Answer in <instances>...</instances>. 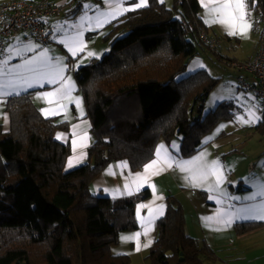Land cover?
<instances>
[{
	"label": "trees",
	"instance_id": "1",
	"mask_svg": "<svg viewBox=\"0 0 264 264\" xmlns=\"http://www.w3.org/2000/svg\"><path fill=\"white\" fill-rule=\"evenodd\" d=\"M246 3L256 28L264 0ZM201 10L198 0H172L170 7L148 0L104 36L108 53L74 72L94 139L88 161L74 169L65 168L69 145L54 137L68 125L44 117L32 92L7 99L10 130L0 133V264H130L113 248L122 232L137 228L135 207L150 191L113 200L94 194L93 180L116 161L141 170L161 141L180 139L178 156L190 157L209 144L219 124L235 117V104L227 102L203 115L220 78L205 69L185 75L190 61L209 51L198 33V27L208 31ZM79 11L75 6L69 12ZM209 52L224 65L234 61ZM256 129L264 133V122ZM185 225L181 202L169 195L147 256L152 264L216 260ZM257 226L237 223L235 231Z\"/></svg>",
	"mask_w": 264,
	"mask_h": 264
},
{
	"label": "crops",
	"instance_id": "2",
	"mask_svg": "<svg viewBox=\"0 0 264 264\" xmlns=\"http://www.w3.org/2000/svg\"><path fill=\"white\" fill-rule=\"evenodd\" d=\"M4 1L7 0H0V3ZM48 1L63 7V11L58 13L49 22L51 27H55L51 36V41L43 45L31 39L26 32L19 31L15 33L6 43L3 58L0 60V67H2L4 71L15 69L18 65H24L25 61L40 56L45 50L48 52V55L53 58V63L56 62L57 58L63 60L64 65L67 66V71L64 75L65 77H70L74 85L71 93L72 100L63 101L67 106L66 111H62L59 115L49 114L46 116L44 110L55 108L57 105L55 103L50 105L44 99L40 98L46 92L55 91L60 87V84H48L45 82L43 87L34 86L26 90L19 89L18 95L32 92L33 102L44 117L54 118L57 123H66L68 125L67 130H56L54 137L59 143L68 144L70 147L71 152L65 163V168L70 170L88 161V149L94 140L92 135V123L90 119L86 117L84 101L78 91V84L74 72L90 64L93 60L102 58L108 53L110 47L104 41V36L111 30L115 23L122 20L132 11L125 12L118 18L112 19L111 22L97 28L95 27V23L99 13L111 11L105 0ZM198 1L202 8L200 17L208 29V32L210 35H214L222 41V56L233 59L234 61H244L258 52L261 41V27L259 25L255 28V17L253 13L249 11L248 7L246 11L248 13L247 20L251 23L250 30L246 35H229V29L220 23H213V17L210 16L207 9L202 6L201 0ZM137 2L138 0H128V3L124 6L132 7ZM163 2L170 7L172 0H163ZM75 6L80 7V11L77 12L76 15H70L69 11ZM138 9L140 8L136 10ZM84 16L92 18L90 24L85 23L82 28L69 27V25L78 24L80 18ZM61 26L63 31H58L57 29ZM79 31L83 32V41L86 47L84 51L80 52L77 56H72L68 48L59 41L65 38V32L71 36ZM30 46H35V50H28ZM9 49L12 51L10 52ZM88 52H93L96 55L88 56ZM194 59L199 62L204 60L201 55L196 56ZM5 60H7L6 65L4 64ZM231 69L236 73L237 77L242 75L249 82H255V78L252 75L246 72H238L233 68ZM23 75L28 76L31 75V73L23 72ZM10 78L14 79L16 77L13 73H10L8 77H4V79ZM12 96H17V94L0 95V133H7L10 130V117L6 110V101ZM255 97L256 101H258V107H256L255 100L253 99L246 102L245 106L247 111L238 104L236 106L239 110L245 112L246 118H243L244 120L250 119L248 115L249 108L255 111L256 116L260 119L252 123H242L235 113V137L228 138L225 137V132H219L213 137L208 138L209 144L207 146L190 157L178 156L180 143L176 144L177 146H172L171 144L167 145L165 142L161 141L157 147L158 149L163 145L175 161L182 162L193 160L195 157L202 154L205 159L201 164L205 166L211 165L214 161H218L222 166L221 170L224 175V181L218 187L215 184V177H209L206 182H197L198 186H194L191 176L192 172L199 168V165L195 166L192 171H181L175 163L171 168H168L167 165L161 162L158 167L164 170L159 172V174L151 175L148 182L145 183L139 191H133L132 195H128L125 184H130L132 178L136 174L144 173L145 166L157 159L156 152L155 157L141 170L132 171L127 160L116 161L109 164L102 173L93 180L91 183V191L96 195L106 196L113 200L136 196L144 190L150 191L149 197L138 202L135 207L137 228L121 233L118 244L113 248L115 254L128 255L130 257V264H152L147 256L157 239V222L166 213L167 197L172 195L175 196L183 206L187 235L207 245L216 254V260H207L206 264H264V220L236 218L243 215V213L238 210L264 204V196L258 194L260 191L259 185L264 184V161H262L264 160V133H260L256 129L258 123L264 122V110L261 107L260 99L256 95ZM76 100L81 102L79 107L75 102ZM81 109L83 115H81ZM245 128H250L251 131L253 130L252 133L244 132L245 134H243L241 130ZM74 130L78 135L87 132V135L90 137L88 146L85 148L77 147L75 152L73 151L72 145V141L77 139L76 136H73ZM221 133H223L224 136L219 137ZM259 134H261V139L257 138ZM58 135H61L63 138L57 139ZM251 137L256 139L255 142L259 143V146L250 144L252 140ZM77 142L79 143V141ZM81 154H83V159L79 160V162H75L72 167H69L68 161L73 156H80ZM125 162L127 167H118V165ZM109 169L112 170L114 173L113 175L109 174ZM150 185L155 186V191L152 190ZM209 186H211L212 190H208ZM132 187L135 188V185H132ZM117 190H119V192H117ZM250 196H255V199H247ZM157 197H162V199H157ZM237 197L239 199H237ZM141 204L151 206V216L149 207L140 209L139 206ZM161 206H163V214L157 215L156 210ZM230 215L233 216L232 222L230 224H225L224 221L227 220ZM141 217L144 219L143 225L141 224ZM149 220H151L150 224L148 223ZM243 222H257L259 226L243 233L236 232L235 225ZM146 228L149 229L147 235L144 234ZM137 232L141 233L139 250H137V245L134 240L126 241L123 239V237L134 236ZM149 241H151L150 244H148ZM145 245L148 246L145 247Z\"/></svg>",
	"mask_w": 264,
	"mask_h": 264
},
{
	"label": "snow or ice",
	"instance_id": "3",
	"mask_svg": "<svg viewBox=\"0 0 264 264\" xmlns=\"http://www.w3.org/2000/svg\"><path fill=\"white\" fill-rule=\"evenodd\" d=\"M108 3L111 11L101 12L96 17L95 27H102L104 24L111 22L112 19H116L119 16L123 15L125 12L135 11L137 8H143L148 6V0H138L137 3L132 7H125L124 5L128 3V0H105ZM163 2V0H161ZM201 4L204 8L207 9L208 14L213 17V23H220L221 25L226 26L229 29V35H246L251 28V23L247 20V5L245 0H201ZM91 17H81L78 24L69 25L72 28H82L85 23H91ZM58 31H63L62 26L57 29ZM64 39H61L59 42L64 44L72 56H77L80 52H83L86 45L83 41V32L79 31L74 35L69 36L68 33H64ZM28 50H35V46H30ZM11 52L12 50L9 49ZM96 55L93 52H88V56ZM4 64H7V60L4 61ZM67 71V66L64 65L61 58H57L56 62L53 63V58L48 55V52L45 50L41 53L40 56L35 57L32 60L25 61L24 65H18L15 69H8L4 71L0 67V95H11L19 94V89H27L29 87L40 86L43 87L44 83L48 84H60V87L53 92H46L40 98L44 99L48 104L52 105L55 103L57 106L55 108L46 109L45 115H59L62 111H66L67 106L63 103L64 100H72L71 93L73 91L74 85L72 84L70 77H65L64 73ZM23 72L31 73V75L24 76ZM10 73H13L16 78L4 79L8 77ZM11 89V90H9ZM79 107L81 102L79 100L75 101ZM81 115L83 111L81 109ZM248 115L250 119L244 120L243 117H240L242 123H252L260 118L256 116L255 111L251 108L248 110ZM78 127V126H77ZM73 136H76L77 139L72 141L73 151L75 152L77 147L85 148L88 146V141L90 137L87 135V132H84L82 135L74 130ZM63 138L61 135L57 136V139ZM79 141V143L77 142ZM207 142V141H206ZM157 159L147 164L144 168L143 174H136L131 183L125 184V189L127 190L128 195H132L133 191H139L145 183L148 182L151 175L159 174V172L164 169L158 167V165L163 162L167 165L168 168H171L175 163L181 171H192L193 168L199 165L196 171L192 172L191 180L194 183V186H198L197 182H206L209 177H215V184L218 187L224 181V175L221 170V165L218 161H214L211 165H203L201 162L205 159L204 155L195 157L193 160L188 161H175L174 158L167 152L166 148L161 145L156 151ZM83 159V154L80 156H73L68 161V166L72 167L75 162ZM118 167L124 168L127 167L126 162L118 165ZM154 170V171H153ZM109 174L113 175L111 169H109ZM135 185V188L132 187ZM153 191H155V186L150 185ZM260 191L259 195L264 196V184L259 185ZM208 190H212L209 186ZM119 192V190H117ZM157 199H162V197H157ZM237 199H239L237 197ZM247 199L254 200L255 196H250ZM144 207H149L150 216L152 215V209L149 205L141 204L140 209ZM242 212L243 215H240L236 218L241 219H259L264 220V204L253 206L251 208L238 210ZM157 215L163 214V206L156 210ZM154 218V217H153ZM141 219V224H144L143 217ZM233 216L230 215L227 220L224 221L225 224H230L232 222ZM151 223V220L148 222ZM148 228L145 229V235H147ZM141 233L137 232L134 236L123 237L124 240H134L137 245V250H139V241ZM151 241L148 242L150 244ZM148 245H145L147 247Z\"/></svg>",
	"mask_w": 264,
	"mask_h": 264
},
{
	"label": "built area",
	"instance_id": "4",
	"mask_svg": "<svg viewBox=\"0 0 264 264\" xmlns=\"http://www.w3.org/2000/svg\"><path fill=\"white\" fill-rule=\"evenodd\" d=\"M61 11H63L62 6L48 0H7L0 3V60L3 58L7 41L19 31L26 32L31 39L40 44H48L55 30L49 22ZM257 20L261 27L258 52L244 61H226L225 65L255 78V82H249L240 75L237 77V82L240 87L260 99L264 110V15H259ZM198 33L209 51L221 53L222 41L219 38L210 35L203 27H198Z\"/></svg>",
	"mask_w": 264,
	"mask_h": 264
},
{
	"label": "rangeland",
	"instance_id": "5",
	"mask_svg": "<svg viewBox=\"0 0 264 264\" xmlns=\"http://www.w3.org/2000/svg\"><path fill=\"white\" fill-rule=\"evenodd\" d=\"M199 55H201V57L204 58V60L202 62H199L196 59H192L188 65V69L185 75H188L189 73L195 72L200 69H205L213 77L220 78L219 84L212 90V92L209 94L208 98L205 101L203 115L215 109L219 104L225 102L234 103L235 106L238 104L239 106L245 108L247 111L245 104L247 101L253 99L255 100L254 102L256 103V107H258V103H257L258 101H256L255 95L239 86L238 82L236 81L237 75L230 67L220 63L215 56L211 55L207 51L200 52ZM235 113L238 119L240 117L246 118L245 112L243 110H239L237 106L235 109ZM235 126L236 124L234 123V120L224 121L221 124H219L215 128V130H213L209 138L213 137L219 132H225V137L228 138L235 137V131H236ZM252 131L250 128L247 129L245 128L241 130L243 134H245L244 132L252 133ZM251 138L252 140L250 144L253 146H259V143L255 142L256 139L254 137ZM257 138L261 139V134H259ZM178 143H180V139L177 138L173 140L171 145L175 146Z\"/></svg>",
	"mask_w": 264,
	"mask_h": 264
},
{
	"label": "water",
	"instance_id": "6",
	"mask_svg": "<svg viewBox=\"0 0 264 264\" xmlns=\"http://www.w3.org/2000/svg\"><path fill=\"white\" fill-rule=\"evenodd\" d=\"M181 260H183V258H181Z\"/></svg>",
	"mask_w": 264,
	"mask_h": 264
}]
</instances>
